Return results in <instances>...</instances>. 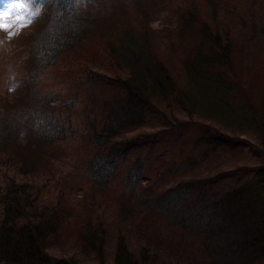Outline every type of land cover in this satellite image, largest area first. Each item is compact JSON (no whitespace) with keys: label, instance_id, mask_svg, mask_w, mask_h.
Segmentation results:
<instances>
[{"label":"trees","instance_id":"1","mask_svg":"<svg viewBox=\"0 0 264 264\" xmlns=\"http://www.w3.org/2000/svg\"><path fill=\"white\" fill-rule=\"evenodd\" d=\"M34 2L44 13L24 33L34 43L31 59L39 73L27 78L36 84L42 69L55 68L61 52L83 42L97 24L89 17L74 19L76 0ZM190 11L200 41L183 61V82L156 57L141 24L112 29L114 41L106 47L120 73L102 77L111 93L100 117L87 122L84 141L93 151L83 165L89 184L85 198L68 200L62 192L46 197L44 190L16 179L17 174L55 175L64 150L55 145L67 139L68 128L53 114L65 113L70 121L72 100L55 103L46 93L40 107L30 108L25 99L35 101L38 95L1 93L0 264H69L73 259L64 250L74 243L101 254L111 230L108 215L118 220L113 264L264 262V72L249 73L247 42L223 38L220 43L213 34L220 30L216 22L209 26ZM195 116L224 128L201 125ZM245 129L258 135L262 147L254 153L263 162L219 164L222 157H246L243 142L254 145L239 133ZM209 159L218 169L207 166ZM202 166L205 174L198 171ZM105 196L109 202L101 203ZM69 225L72 238L63 233ZM56 237L63 243L59 256L52 253Z\"/></svg>","mask_w":264,"mask_h":264},{"label":"rangeland","instance_id":"2","mask_svg":"<svg viewBox=\"0 0 264 264\" xmlns=\"http://www.w3.org/2000/svg\"><path fill=\"white\" fill-rule=\"evenodd\" d=\"M75 6L76 18L74 19L79 21L84 20L83 17L95 19L97 27L91 28L93 32L83 42L70 47L69 50L68 48L63 50L57 59V68L50 71L42 69L43 73L39 74L42 75L41 81L33 84L29 83L30 79L27 77L32 72L39 73L37 69L39 67L32 62L31 58L35 57L31 49L34 43L29 40L24 30L37 24L34 19L41 16L44 10L36 6L34 0H0V14L4 24V28L0 29V98H2L1 93L5 94L6 98L31 93L38 95L37 100L25 99V102L30 108H37L40 107V101L45 97L44 95L50 93L55 103L56 100H65V103L72 100V105L75 107L68 122L65 120V113L58 116V112L55 111L53 114L56 120L68 128L67 139L55 145L59 149H64L55 162L57 167L55 175L41 178L16 175L17 180L29 182L33 187L44 190L47 193L46 197L61 192L68 200L86 197L89 184L83 174V165L93 151L84 141L89 130L87 122L100 117L103 102L111 93L110 87L102 77L104 75L118 77L120 73L119 68L110 64L106 47L107 43L112 44L114 41L112 29L117 33L119 27L124 26L126 22L128 25L141 24L145 34L148 33L145 36L150 38L149 44L156 57L169 68L178 81L183 82L185 80L183 61L191 54V48L200 41L198 30L192 28L193 19L187 16L190 10H193L195 17L202 16L209 26L212 24L211 21L216 22L220 30L217 34H213L220 43L228 38L232 44L237 38L247 42L244 52L249 73L264 72V0H76ZM37 19L43 20V17ZM25 21L27 22L24 26H21V22ZM153 30H156L155 35L159 34L160 37L154 38ZM240 61L243 62L242 58H236V62ZM2 103L0 101V105ZM176 114L181 120L186 119L185 113L177 111ZM195 118L202 122L201 125L219 126L214 120L208 121L207 118L198 116ZM220 127L222 126H219L220 130L224 128ZM242 132L243 137L254 146L243 142L244 151H247L246 157L242 153L226 158L227 161L225 157H222L218 161L219 164L225 166L227 162V166H236L238 164L257 165L263 162L258 153H254L257 148L262 147L258 135L250 129L239 133ZM165 141L171 144L174 139L165 138ZM63 162L66 163L64 166ZM218 163L209 159L207 166L218 169ZM205 169L202 166L198 171L205 174ZM7 173L13 175L10 169ZM3 186L4 178L0 176V189ZM62 186L64 190L60 191ZM80 189L84 190L82 197L78 198ZM103 202H109L107 196L102 199L101 203ZM1 218L0 203V220ZM117 222L118 220L111 221L109 215L107 216L106 224L109 227L104 226V229L111 230L106 237L101 254L91 250L84 252L77 246L78 244L74 243L65 246V256L72 257L73 264H113L114 229ZM63 233L71 238L74 237L72 225H69ZM130 234V238H136L132 233ZM63 238V240L67 239L66 236ZM52 240L51 245L54 247L52 253L59 256V247H63V243L58 237ZM58 262L56 264H64L61 261ZM151 264L169 263L155 259Z\"/></svg>","mask_w":264,"mask_h":264},{"label":"snow or ice","instance_id":"3","mask_svg":"<svg viewBox=\"0 0 264 264\" xmlns=\"http://www.w3.org/2000/svg\"><path fill=\"white\" fill-rule=\"evenodd\" d=\"M27 21L25 22H21V26H24V23H26ZM4 28V24H3V20H2V14H0V29Z\"/></svg>","mask_w":264,"mask_h":264}]
</instances>
